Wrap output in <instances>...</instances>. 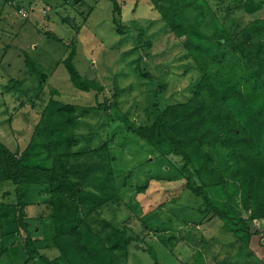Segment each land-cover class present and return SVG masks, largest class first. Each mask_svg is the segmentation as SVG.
<instances>
[{
  "label": "trees",
  "instance_id": "1",
  "mask_svg": "<svg viewBox=\"0 0 264 264\" xmlns=\"http://www.w3.org/2000/svg\"><path fill=\"white\" fill-rule=\"evenodd\" d=\"M70 1L71 5L80 2ZM108 1L112 29L120 43L134 30L122 22L118 0ZM149 1L173 35L183 37L184 57L198 75L191 83L189 98L162 106L158 96L165 85L152 82L150 94L146 92L143 101L144 117L134 123L128 120V111L121 117L113 115L119 107L116 96L121 89L117 86L112 103L102 101L92 107L63 103L54 98L53 90L42 99L41 84L31 97L22 100L15 97L18 105L13 114L7 115L6 108L1 110L7 115L8 123L23 113L26 105L35 115H29L23 125L25 144L21 149L12 150L0 138V184L8 182L12 192L7 193L15 197V202L0 201L1 242L18 245L23 239L22 248L26 253L57 264L56 258L49 261L33 246L40 238L37 237L40 229H29L25 197L26 189L35 185L44 189L43 203L49 211L36 221H45L41 234L49 239L47 246L58 249V258L64 257L68 264H118L127 255L128 246L136 242L138 235L128 234L113 214L120 202V190L124 188L122 182L129 177L124 176L120 181L116 176L107 140L94 147H80L88 134L78 133L79 118L95 109L106 113L103 120L108 125L112 123L108 138H113L119 126L125 136L148 147L154 154L153 159L167 166L165 174L170 177L157 179L178 183L181 191L203 199L205 215L219 218L223 224L234 227V231L240 227L237 230L247 233L248 237L259 234L264 244V233L251 226L253 220L264 219V18L240 25L227 12L225 22L216 17L218 31L208 34L200 29L199 16L190 22L185 15L187 8H198L196 0ZM242 2L264 6V0H235L236 8ZM203 4L212 7L210 3ZM19 7L17 3L15 8ZM227 7L228 10L230 5ZM76 29L79 31L81 27ZM46 36L64 43L53 33ZM141 37L137 33L133 48L149 57L151 42ZM67 46L71 49L59 63L73 86L100 93L101 86L81 76L74 66V43ZM23 62L31 73L35 71L26 53ZM141 62L142 56H139L135 66ZM139 75L153 79L148 73L139 72ZM24 82L25 79L12 76L5 83L7 92L0 94L4 97V93L20 91ZM2 102L0 106H4L5 99ZM82 157L86 159L77 162ZM147 186L139 185L136 191L141 193ZM215 196L223 203H217ZM237 196L248 206V221L240 219L234 210ZM104 212L113 214L108 218Z\"/></svg>",
  "mask_w": 264,
  "mask_h": 264
},
{
  "label": "rangeland",
  "instance_id": "2",
  "mask_svg": "<svg viewBox=\"0 0 264 264\" xmlns=\"http://www.w3.org/2000/svg\"><path fill=\"white\" fill-rule=\"evenodd\" d=\"M71 2L0 0V92L6 91L5 83L12 76L26 80L20 91L4 93V97L0 94V103L5 99L4 106H0V138L12 150L24 146L23 125H26L29 115H35V111L26 105L23 113L13 117L9 123L7 115L13 114L14 107L18 105L16 98L31 97L40 84L42 99H46L49 91L53 90L55 99L77 107H92L102 101L112 103L117 86L121 89L116 96L119 107L114 109L113 115L121 117L128 111V120L138 123L144 117L143 101L146 92L150 94L152 82L159 81L165 85L158 96V102L165 106L186 101L190 96L191 83L198 76L184 57L183 37L173 35L149 0H118L122 22L134 30L120 43L112 29L111 3L108 0H80L72 5ZM17 3L27 9L28 18L18 15ZM194 3H199L198 8H187L185 15L190 22L199 16L200 29L208 34L218 31L217 18L225 22L227 12L240 25L255 18H264V6L257 3L242 2L238 8L235 0H196ZM203 3H210L208 5L212 7ZM228 5L230 8L227 10ZM79 26L81 29L77 31ZM46 33H53L64 43L48 38ZM137 33L142 34L141 40L148 38L151 42L149 57H145L142 50L133 48ZM70 42L75 45L74 66L81 76L93 79L101 86L100 93L78 90L69 80L59 60L71 49L67 46ZM25 53L35 65L33 73L24 65ZM139 56H142V62L136 67L135 61ZM139 72L148 73L153 79L142 77ZM40 74H43L41 78ZM5 108L7 115L1 113ZM105 116L103 111L90 110L79 118L77 130L81 135L88 134L80 144L82 149L107 140L114 157L116 176L120 181L124 176L129 177L122 182L124 188L120 190V202L112 214L128 234H137L138 239L128 246L127 255L121 257L118 264H260L249 253L248 234L237 230L240 227H235L234 231V227L223 224L219 218L205 215L203 199L181 191L174 181L157 179L170 175L165 174L166 165L161 166L160 160L153 159L154 154L148 147L131 136H125L119 126L114 129L113 138H108L112 123L109 122V127L103 120ZM85 159L78 158L77 162ZM147 184V190L136 191L137 186ZM7 191L11 193L12 186L8 182L0 184V201L15 202V197ZM209 197L213 196L209 193ZM214 198L217 203L222 202L221 198ZM43 199L45 191L40 190V186L26 189L28 205L25 211L29 229H40L37 233L40 238L33 246L49 261L56 258L57 264H68L64 257L58 258V249L47 246L49 239H44L41 234L45 221L40 223L36 220L49 212ZM234 208L240 219L249 220L248 206L238 196ZM104 214L108 218L112 216ZM45 234L49 236V233ZM22 241L20 239L18 245H9L0 240V264H50L30 252L26 253Z\"/></svg>",
  "mask_w": 264,
  "mask_h": 264
},
{
  "label": "crops",
  "instance_id": "3",
  "mask_svg": "<svg viewBox=\"0 0 264 264\" xmlns=\"http://www.w3.org/2000/svg\"><path fill=\"white\" fill-rule=\"evenodd\" d=\"M251 226L264 233V219H260L258 222L254 220L253 223H251ZM262 239H264V235H262ZM248 244L251 247L249 253L255 256L260 264H264V244L260 242V235H251Z\"/></svg>",
  "mask_w": 264,
  "mask_h": 264
},
{
  "label": "built area",
  "instance_id": "4",
  "mask_svg": "<svg viewBox=\"0 0 264 264\" xmlns=\"http://www.w3.org/2000/svg\"><path fill=\"white\" fill-rule=\"evenodd\" d=\"M18 15L22 18H28L29 14L27 13V9L23 7H19L18 10H16Z\"/></svg>",
  "mask_w": 264,
  "mask_h": 264
}]
</instances>
